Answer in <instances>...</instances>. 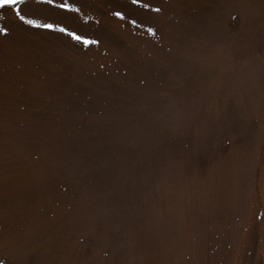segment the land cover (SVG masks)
<instances>
[{"label": "rangeland", "instance_id": "1", "mask_svg": "<svg viewBox=\"0 0 264 264\" xmlns=\"http://www.w3.org/2000/svg\"><path fill=\"white\" fill-rule=\"evenodd\" d=\"M0 29V264H264V0H18Z\"/></svg>", "mask_w": 264, "mask_h": 264}, {"label": "snow or ice", "instance_id": "2", "mask_svg": "<svg viewBox=\"0 0 264 264\" xmlns=\"http://www.w3.org/2000/svg\"><path fill=\"white\" fill-rule=\"evenodd\" d=\"M48 3H53L54 0H47ZM134 3H138L139 0H133ZM18 3V0H0V5H8V6H15ZM58 7L63 8V9H71L72 5L68 4L67 2L61 3L58 5ZM144 7H149V5L145 4ZM158 10V9H157ZM16 15L19 16V18L28 25H31L33 27L37 28H47V29H52V28H57L61 32H66L69 36H71L73 39L82 41L85 44L88 43H94L95 41H89L87 38L84 36L77 35L75 32H69L67 28L61 27L60 25H54L51 23H42L40 20L37 19H26L25 16L20 15V13L17 11ZM115 15L120 16L121 13L117 12ZM135 23V21H133ZM6 31V29H0V32ZM152 29L149 28V32H151Z\"/></svg>", "mask_w": 264, "mask_h": 264}]
</instances>
